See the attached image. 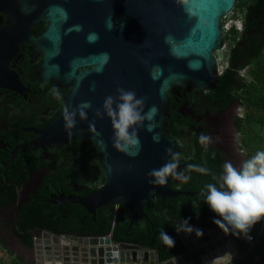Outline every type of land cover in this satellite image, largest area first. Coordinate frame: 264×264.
I'll return each mask as SVG.
<instances>
[{
    "label": "water",
    "instance_id": "1",
    "mask_svg": "<svg viewBox=\"0 0 264 264\" xmlns=\"http://www.w3.org/2000/svg\"><path fill=\"white\" fill-rule=\"evenodd\" d=\"M39 2H42V8ZM238 2L0 0V10L12 8L17 15L25 17L20 24L25 29V39L38 45L43 55L42 75L45 80L74 83L67 108L71 111L84 103L90 104L84 109L87 119H81L77 112L74 128L66 129L64 109L51 125L38 131L41 144H60L72 137L91 139L98 144L106 182L99 190L71 201L92 212L108 204L125 205L132 224L142 219L151 222L145 208L154 199L194 195L190 191L175 189L170 177L165 185L150 184L152 178L148 173L172 159L168 149L176 153L177 142L166 134L169 91L177 93L181 87L193 90L217 86L223 70L221 62L225 59L224 19L234 12ZM39 21L49 24L36 36L31 26ZM120 88L132 90L138 98H143V111L151 115L139 130L138 155H127L114 149L110 118L106 114L103 118L96 115L97 111L103 113L105 98L116 96ZM153 106L157 111L151 114ZM90 125L94 127L90 128ZM149 125H154L152 130H148ZM185 165L179 163L176 171L180 172ZM190 226L208 231L204 226ZM184 233L178 232L183 242L187 238H182ZM60 239L54 240L59 243ZM73 240L88 246L75 247L86 255L84 264L93 260L90 253L87 257V250L89 252L99 245L107 248L105 264L149 263L141 256L150 252L154 254V264H172L179 259V262L191 263L189 260L193 258L192 251L185 248L182 253L160 261L155 250L115 241L112 235ZM49 242L51 238L44 242L47 250L52 247ZM185 245L189 246L188 243ZM108 246L114 249L109 250ZM76 250L73 260L74 264H79ZM68 258L71 259L66 257L64 264H71ZM100 259L103 261V257ZM193 259L195 264L202 262L198 255ZM57 260L63 262L61 257Z\"/></svg>",
    "mask_w": 264,
    "mask_h": 264
},
{
    "label": "flooded vegetation",
    "instance_id": "2",
    "mask_svg": "<svg viewBox=\"0 0 264 264\" xmlns=\"http://www.w3.org/2000/svg\"><path fill=\"white\" fill-rule=\"evenodd\" d=\"M42 6L39 2V7ZM23 20L25 17L17 15L12 8L0 10V241H23L27 236L37 243L48 238L113 237L121 218L130 221L122 234L131 238L135 234L133 225L145 224L148 220L131 224L125 205L108 204L92 212L71 201L99 190L106 182L97 142L78 137L60 144L38 141V131L51 125L67 108L74 83L45 80L43 55L38 45L25 39V29L20 24ZM48 24L39 21L31 26V31L39 36ZM229 56L230 52L225 68L229 66ZM53 89H58L60 98L53 95ZM236 93L232 88L223 93L217 86L193 90L181 87L177 93L169 91L168 120L172 117L171 110L174 116L173 121H168L166 134L177 142L179 163H186L179 173L190 177L187 183L171 176L170 179L175 189L194 193L180 196L194 197L198 189L190 187L199 185L205 179L202 175L219 178L225 162L239 167L250 158L240 138L243 115L238 111L242 99L238 101ZM201 134L211 137L207 145L200 143ZM197 167L207 169L208 173L197 171ZM112 214L113 225L107 232ZM37 246L40 253H47L44 244ZM151 250L157 253L156 249ZM48 253L55 260L69 257L60 250ZM228 255L230 253H226L225 258L218 257L224 261Z\"/></svg>",
    "mask_w": 264,
    "mask_h": 264
},
{
    "label": "clouds",
    "instance_id": "3",
    "mask_svg": "<svg viewBox=\"0 0 264 264\" xmlns=\"http://www.w3.org/2000/svg\"><path fill=\"white\" fill-rule=\"evenodd\" d=\"M181 2L186 4L187 0H181ZM117 93L116 96L109 95L105 98L103 113L97 111L96 115L103 118V115L106 114L110 118L114 149L127 155H138L140 149L139 130L145 126V119H150L151 115L144 113L145 101L143 98H138L134 91L120 88ZM53 95L60 98L58 89H53ZM88 107L90 104L84 103L79 109L70 111L65 108L66 129L76 126L77 112L81 119H87L84 109ZM156 111L155 106L150 109L151 114ZM91 127L94 126L90 125ZM153 127L154 125H149L148 130H152ZM199 140L201 144L207 145L211 141V137L201 134ZM167 151L171 153L172 159L148 173L152 178L149 183L165 185L170 176L187 183L190 177L176 171L180 160L179 153H172L171 149ZM196 170L204 174L208 173L205 168L197 167ZM213 178L216 179V177ZM205 188V202L210 210L220 217V219L214 220V223L225 233L231 231L238 237L243 235L246 239L251 240L252 237L249 233L252 227L264 221V151H257L250 158L245 159L239 167L234 166L230 161L225 162L218 186L208 183ZM176 230L189 235L195 231L197 238L203 237V231L194 229L188 220H182ZM159 238L169 248L175 246L174 239L165 231H161Z\"/></svg>",
    "mask_w": 264,
    "mask_h": 264
},
{
    "label": "trees",
    "instance_id": "4",
    "mask_svg": "<svg viewBox=\"0 0 264 264\" xmlns=\"http://www.w3.org/2000/svg\"><path fill=\"white\" fill-rule=\"evenodd\" d=\"M237 9H243L245 12L243 29L240 32L239 40L231 47L229 66L219 76L217 87L223 93H226L229 88L236 89L238 101L245 99L249 106L260 109L262 112L259 116L247 114V120L258 121L264 126V94L253 93L251 83L246 82L239 76V70L250 65L249 74L253 76L257 83L264 85V0H239L235 10ZM235 31V27L229 30L231 33ZM170 112L172 117L169 118V122L173 121L174 116L173 111ZM243 124L244 121L240 119L241 129ZM203 178L205 179L199 185L190 187L191 189H198V193L194 197L180 196L154 199L150 206L146 207V212L152 223L145 221V224H134L135 234L131 238L122 234L128 229L130 221L121 218L117 223V230L113 234V239L156 249L160 261L182 253L186 247L176 230L182 220H188L189 224L203 226L208 217L216 216L205 202V185L214 183L218 186L219 178L214 179L202 175ZM113 220L114 216L112 214L107 232H110ZM151 224L154 225L153 228ZM260 224L261 222L252 227L250 234L253 237H257L260 233ZM161 231H165L174 239V247L169 248L162 242L159 238ZM142 234L147 235L146 238L140 239L139 236ZM23 242L31 245L33 240L30 236H27L23 239ZM12 264L21 263L19 260L14 259Z\"/></svg>",
    "mask_w": 264,
    "mask_h": 264
},
{
    "label": "rangeland",
    "instance_id": "5",
    "mask_svg": "<svg viewBox=\"0 0 264 264\" xmlns=\"http://www.w3.org/2000/svg\"><path fill=\"white\" fill-rule=\"evenodd\" d=\"M244 13L245 12L243 9H237L234 10V12L230 16L224 19V39L226 41V47L225 59L221 62L223 65L222 69L227 66L226 56H228L231 47L237 40H239L240 32L243 29ZM232 27H235L236 29V31L233 33L229 32ZM249 72L250 65L246 68L241 69L240 73L241 76H243L242 78L246 82L251 83V91L253 93L264 94V85L257 83L255 79H253V76L249 74ZM241 102L242 104H240V110L238 111V114L241 116L243 115L244 124L240 132V138L243 144L246 145V150L249 152V156L251 157L257 151H264V126L258 121L247 120L246 116L247 114L259 116L262 112L260 109L249 106V103L245 99H243ZM216 219H220V217H211V219H209L203 226L208 230L219 231L222 234H227L229 236V244H232L234 255H228L227 259L224 261H216L219 257L215 254H212L210 255L211 262L209 264H264V221H261L260 233L258 234V236L254 237L252 241H249L243 235L238 237L232 234L231 231H229V233H225L214 223V220ZM181 236L182 238H184L186 235L184 233ZM45 240L46 239H43L40 243H37L36 239H34L31 246L27 245L21 239H6L4 241H0V264H12L14 259L19 260L21 264H40V255L43 254L40 253L39 250L41 249L39 248V246H37V244H44ZM184 242L186 243V241ZM49 243L52 245L51 251L53 250V253H55V251L57 250H60V253L69 256L71 258L69 260L73 262V258H75V247H88L84 243H80L79 241L72 240L70 238H61L59 243L54 239H51V242ZM196 245L198 244H195V246ZM221 248L224 249L225 253H229V251L227 250V244L224 243V241L221 242ZM190 249L191 248L189 246L186 247L187 251H189ZM76 251H78L77 255L79 256V262L84 264L86 255L80 250ZM87 253V257L90 256V251L88 252L87 250ZM207 253H209V251ZM55 259L56 258H53L52 262H54ZM190 261L192 264H195L193 258H191L189 262ZM64 262L65 261L63 260V263ZM142 264L147 263L143 262ZM199 264H205V262H201Z\"/></svg>",
    "mask_w": 264,
    "mask_h": 264
},
{
    "label": "bare ground",
    "instance_id": "6",
    "mask_svg": "<svg viewBox=\"0 0 264 264\" xmlns=\"http://www.w3.org/2000/svg\"><path fill=\"white\" fill-rule=\"evenodd\" d=\"M198 229V228H194ZM219 231H211L208 230L207 232H203V237L202 238H197L195 231L192 234H187L185 233V241L188 243L190 246L191 244L193 245L190 251H192L193 258L194 256L198 255V257H201L202 262H205V264H209L211 262L210 260V255L215 254L217 256H221L222 258L226 257V253L224 252V249L221 248V242L224 241V243L227 244V247L231 244H229V236L227 234H222ZM213 239V240H212ZM212 240V241H211ZM63 241V240H62ZM232 242V241H231ZM39 243V242H38ZM195 244H198L195 246ZM112 245V244H111ZM113 246H108L109 250H113ZM45 250H47L46 247H44ZM209 251V253H207ZM221 251V252H220ZM51 252V250H47V253H44L43 256H40V264H64L60 260H54L52 262V256L48 253ZM106 252L107 248L104 245H99L97 247H94L90 249V254L92 256V262L90 264H105V258H106ZM229 253L230 255H233L234 252L232 250V246H229ZM46 257V259H45ZM100 257H103V261H101ZM145 261L149 260V263L147 264H154L152 261L154 259V254L153 253H145L141 256ZM179 260H174L172 264H192V263H184L183 261L179 262ZM220 261V259L218 258ZM113 262V261H112ZM83 264V263H79Z\"/></svg>",
    "mask_w": 264,
    "mask_h": 264
},
{
    "label": "built area",
    "instance_id": "7",
    "mask_svg": "<svg viewBox=\"0 0 264 264\" xmlns=\"http://www.w3.org/2000/svg\"><path fill=\"white\" fill-rule=\"evenodd\" d=\"M224 25H225V23H224ZM249 235L252 237V239L251 240H249V241H252L253 239H254V237L249 233ZM248 240V239H247Z\"/></svg>",
    "mask_w": 264,
    "mask_h": 264
}]
</instances>
